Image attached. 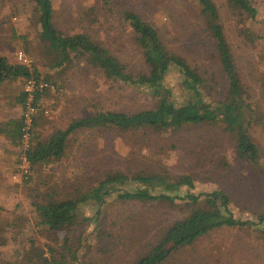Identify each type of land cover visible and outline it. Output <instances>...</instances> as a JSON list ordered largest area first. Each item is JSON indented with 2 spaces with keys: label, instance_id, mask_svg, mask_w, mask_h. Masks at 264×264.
Instances as JSON below:
<instances>
[{
  "label": "rangeland",
  "instance_id": "rangeland-1",
  "mask_svg": "<svg viewBox=\"0 0 264 264\" xmlns=\"http://www.w3.org/2000/svg\"><path fill=\"white\" fill-rule=\"evenodd\" d=\"M95 1L52 0L59 28L68 34L87 28L89 23L77 22L78 11L93 6ZM105 1L129 8L152 25L167 49L198 73L203 81L199 90L206 102L224 99L228 84L196 0ZM210 1L217 9L243 99L250 108L248 136L264 167V0H249L257 11L254 20L232 11L226 0ZM116 11L105 15L107 24L101 21L92 27L111 54L133 73L141 72L144 68L134 36L129 29L123 31ZM18 55L26 59L24 65L37 69L41 76H52L57 83L56 87L48 84L38 109L33 111L35 131L41 137L65 129L78 117L97 112L135 114L154 104L146 91L108 80L81 61L65 69H50V59L38 41V28L32 23L26 0H0V57L20 63ZM182 81L176 70L169 71L164 79L176 102L192 95L181 87ZM25 87L26 83L17 81L0 88V121L23 115V109L14 106L13 99ZM22 149L0 138V209L5 214L26 215L27 236L34 229L27 189L43 192L52 188L62 197L74 193L75 188H93L116 172L145 176L166 171L169 177L189 175L193 186L181 188L179 197L221 190L228 195L236 219L248 221L253 215L264 213V179L251 165L238 162L231 137L222 126L204 124L165 133H79L70 139L61 163L35 169L23 161ZM153 192L164 190L156 187ZM184 203L125 202L118 199V193H111L99 204L80 205V221L67 239L62 233L54 237L43 233L35 236L46 255L51 248L67 263L73 250L78 249L80 264H131L164 230L188 214L190 207ZM98 209L99 218L87 225L85 217L95 218ZM65 240L68 249L63 247ZM16 248H7L2 258L14 262ZM165 264H264V225L214 230L191 248L174 253Z\"/></svg>",
  "mask_w": 264,
  "mask_h": 264
},
{
  "label": "trees",
  "instance_id": "trees-1",
  "mask_svg": "<svg viewBox=\"0 0 264 264\" xmlns=\"http://www.w3.org/2000/svg\"><path fill=\"white\" fill-rule=\"evenodd\" d=\"M226 1L232 11L255 19L257 11L249 0ZM196 2L228 84L226 96L216 103L205 101L204 93L199 90L203 81L198 73L182 58L171 53L157 30L129 8L119 6L115 1L104 0L100 3L96 0L93 6L78 11L77 22H87L89 26L82 28L79 33L68 34L57 24L52 0H26L32 23L38 28V41L44 49V54L50 59V69H65L75 61H81L91 69L98 70L108 80L146 91L154 103L150 109L135 114L97 112L88 117H78L65 129L52 131L45 137L36 133V123L33 122L29 128L27 147L20 152L30 169L61 163L66 156L70 139L79 133L94 131L131 133L141 130L165 133L205 124L222 126L231 137L238 162L251 165L264 179V167L259 151L247 132L251 123L250 108L243 99L242 85L239 83L230 48L218 22L217 9L210 0ZM111 4L114 7L110 6ZM114 9H117L118 23L120 22L123 31L125 28L129 29L134 36L133 42L139 50L144 68L141 72L133 73L126 64L111 54L99 41L97 31L92 27L98 26L101 21L103 25L107 24L105 15L113 13ZM171 70H176L183 77L181 87L192 93L186 100L176 102L166 89L164 79ZM28 80L57 86L52 76L46 74L41 76L35 68L11 63L7 58L0 57V88L6 83L17 81L26 83ZM44 91H33L31 104L34 110L38 109V101ZM28 95L24 91L20 92L13 99L14 106H19L25 111ZM24 121L22 115L0 122V136L14 148L23 147ZM166 174V171L145 176L116 172L93 188L85 190L81 187L75 188L74 193L62 197H59L57 191L52 188L43 192L33 188L27 189L34 229L28 231L27 236L24 229L28 223L27 216L14 212L5 214L0 209V264H80L82 261L78 249L73 250L67 263L51 248H48L46 255L37 244L35 234L43 233L54 237L62 233L67 239L68 233L80 221V205L90 202L99 204L111 193H118V199L125 202L175 204L176 200H182L187 208L190 207L184 218L164 230L154 243L148 245L142 254L132 260L131 264H165L174 253L191 248L199 239L214 230L264 225V213L254 212V217L248 221L236 219L230 210L228 195L221 190L198 195L186 193L179 197L177 193L181 188H192V177L189 175L169 177ZM156 187L162 188L164 192H153ZM99 212L98 209L95 218L85 217L87 225L93 219L99 218ZM66 242L67 240L63 242L65 249ZM15 245L17 250L14 262L4 260L3 253Z\"/></svg>",
  "mask_w": 264,
  "mask_h": 264
},
{
  "label": "built area",
  "instance_id": "built-area-1",
  "mask_svg": "<svg viewBox=\"0 0 264 264\" xmlns=\"http://www.w3.org/2000/svg\"><path fill=\"white\" fill-rule=\"evenodd\" d=\"M18 61L20 62V64H26V59L24 57H22V55H18ZM49 87V85L47 83H41V82H36L35 80H28L26 81V87L24 89V92L28 93V100L26 103V108L25 111L23 113L24 115V124H25V134L23 136V148L27 147V141L29 139V128L33 123V111L34 108L32 107V93L35 90L38 91H44L45 89H47ZM24 161V159H23ZM25 162V161H24Z\"/></svg>",
  "mask_w": 264,
  "mask_h": 264
},
{
  "label": "crops",
  "instance_id": "crops-1",
  "mask_svg": "<svg viewBox=\"0 0 264 264\" xmlns=\"http://www.w3.org/2000/svg\"><path fill=\"white\" fill-rule=\"evenodd\" d=\"M14 98H15V97H14ZM7 119H9V118H7ZM7 119H3V120H1V121L7 120ZM1 121H0V122H1ZM0 138L3 139L5 142H7L3 137L0 136ZM7 143H8V142H7Z\"/></svg>",
  "mask_w": 264,
  "mask_h": 264
}]
</instances>
